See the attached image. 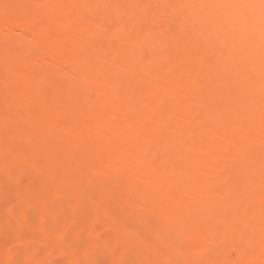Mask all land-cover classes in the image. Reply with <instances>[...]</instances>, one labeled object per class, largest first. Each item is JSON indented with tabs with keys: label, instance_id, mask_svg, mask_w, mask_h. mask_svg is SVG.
<instances>
[{
	"label": "bare ground",
	"instance_id": "bare-ground-1",
	"mask_svg": "<svg viewBox=\"0 0 264 264\" xmlns=\"http://www.w3.org/2000/svg\"><path fill=\"white\" fill-rule=\"evenodd\" d=\"M0 54V169L19 149L44 160L41 180L61 178L22 207L70 187L66 216L91 194V216L158 218L138 233L156 264H264L260 0H0ZM112 234L117 264L144 256Z\"/></svg>",
	"mask_w": 264,
	"mask_h": 264
},
{
	"label": "rangeland",
	"instance_id": "rangeland-1",
	"mask_svg": "<svg viewBox=\"0 0 264 264\" xmlns=\"http://www.w3.org/2000/svg\"><path fill=\"white\" fill-rule=\"evenodd\" d=\"M9 3L10 2H8V4ZM15 29L16 28L13 27L6 28V30L4 29V37L8 35L15 37L20 36V31L17 29L16 31ZM27 41L33 44L31 39ZM4 57L5 56L0 54V61H2ZM49 61L47 62V66H49V68H54L53 65H55L56 62L53 59ZM66 77V81L64 82L70 83L74 81L73 75L70 76V74L68 75L67 73ZM10 87L11 85L8 84L7 88ZM55 90V87H49L47 93L54 92ZM42 93H44V90ZM44 95L46 94L44 93ZM10 113L13 114L14 112L11 110L8 114ZM7 118L9 119V117ZM2 127L0 121V143H2L3 136L7 137L9 129H7V132L5 131V134L4 130L1 131ZM31 130L33 131L31 127H28L27 131L31 133ZM57 130L58 129H55V133ZM19 138L20 137H18V139ZM30 139L29 137V140ZM47 139L50 141L52 138ZM47 139L46 141H48ZM23 141L24 140L19 139L18 143ZM50 142H40L37 144V148L39 147L38 150H44L40 153L46 152L48 148L50 151L52 150V148H50ZM19 147L21 146L19 145ZM9 150L6 149L5 152L14 160L7 168L0 169V175L2 176L0 179V262H2V264H81L82 261L84 264H117L114 260L116 259L119 247H117L118 249L115 247L112 233H116V230L122 229H127V239L136 247L144 250V256H138L135 251L131 250L132 252L129 251L130 253H128L130 256L124 258L123 262L120 264H156L153 262L155 261L153 260L155 257H151L152 259L148 257L149 253L152 254L150 251L153 242V240H151L152 238L150 239L138 233L148 229L149 226L152 227L151 225L154 226V224H157V221H159L158 218L156 220V217L152 216H113L109 213H104L103 210L100 212V216H91V213L93 214L94 211H96V206L91 202L92 199L89 198L91 194H86L87 190L84 192L87 199L90 201L87 200V202L84 196L85 200L82 201L81 204L84 213L80 211L81 213L79 214L81 215L74 216L73 218L66 216L67 209H65V207L68 203V198L72 195L69 192L71 191L70 187H67L68 189L65 187L62 190L64 192L63 195H55L56 197L49 196L50 198L48 197L46 199L41 198L30 205L24 203L22 207V197L29 196L44 184H47L50 188L60 186L59 183H61V178L59 176H53L47 181L41 180L39 170L42 168L43 159H39L40 157L37 158L38 156L32 155L33 153L27 154L28 152H22V154L19 149L17 153L14 151L12 153L13 149L11 151ZM44 164L45 162H43V166ZM12 165L15 168L13 167L12 169ZM2 166L4 167V165ZM18 170L21 172L25 171V174H32L35 180L33 182H28V178L25 177L26 175H22L23 178H21L22 181H20L19 174L17 173ZM84 204L87 205L85 206ZM62 211L65 212L63 213ZM63 214L65 216H63ZM95 233L100 237L98 251L89 257L85 256L83 259L76 260L79 251L85 249L84 246L87 245L89 237L93 236V234L96 235ZM60 248L62 249L60 250Z\"/></svg>",
	"mask_w": 264,
	"mask_h": 264
},
{
	"label": "snow or ice",
	"instance_id": "snow-or-ice-1",
	"mask_svg": "<svg viewBox=\"0 0 264 264\" xmlns=\"http://www.w3.org/2000/svg\"><path fill=\"white\" fill-rule=\"evenodd\" d=\"M260 7L262 11H264V0H260ZM0 264H2V262H0ZM81 264H84V262L82 261Z\"/></svg>",
	"mask_w": 264,
	"mask_h": 264
}]
</instances>
